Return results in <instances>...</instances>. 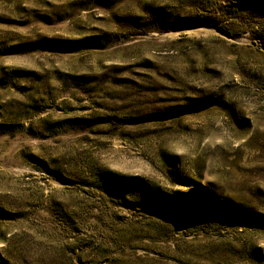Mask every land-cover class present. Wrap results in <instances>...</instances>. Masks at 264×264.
<instances>
[{"label": "rangeland", "instance_id": "rangeland-1", "mask_svg": "<svg viewBox=\"0 0 264 264\" xmlns=\"http://www.w3.org/2000/svg\"><path fill=\"white\" fill-rule=\"evenodd\" d=\"M0 264H264V0H0Z\"/></svg>", "mask_w": 264, "mask_h": 264}]
</instances>
